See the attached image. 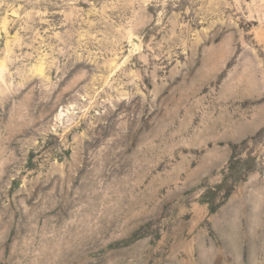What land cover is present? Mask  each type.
I'll list each match as a JSON object with an SVG mask.
<instances>
[{
  "label": "rangeland",
  "instance_id": "374dc122",
  "mask_svg": "<svg viewBox=\"0 0 264 264\" xmlns=\"http://www.w3.org/2000/svg\"><path fill=\"white\" fill-rule=\"evenodd\" d=\"M0 264H264V0H0Z\"/></svg>",
  "mask_w": 264,
  "mask_h": 264
}]
</instances>
